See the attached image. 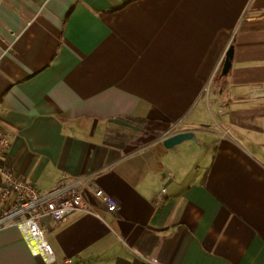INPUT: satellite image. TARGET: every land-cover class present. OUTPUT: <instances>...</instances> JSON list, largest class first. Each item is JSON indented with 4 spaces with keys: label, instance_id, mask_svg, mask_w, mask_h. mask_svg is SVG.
<instances>
[{
    "label": "crops",
    "instance_id": "0c3cea01",
    "mask_svg": "<svg viewBox=\"0 0 264 264\" xmlns=\"http://www.w3.org/2000/svg\"><path fill=\"white\" fill-rule=\"evenodd\" d=\"M0 124L38 188L120 203L43 216L53 262L1 225L0 264H264V0H0Z\"/></svg>",
    "mask_w": 264,
    "mask_h": 264
},
{
    "label": "built area",
    "instance_id": "2783aa9c",
    "mask_svg": "<svg viewBox=\"0 0 264 264\" xmlns=\"http://www.w3.org/2000/svg\"><path fill=\"white\" fill-rule=\"evenodd\" d=\"M9 145L10 135L0 124V226L18 225L32 250L47 262L55 260V253L45 236L43 216L49 215L56 223L75 212L87 211L100 216V211L87 199V192L93 193L109 210L118 209V198L105 192L94 174L63 173L54 185L38 188L6 162L5 153ZM163 191H159L157 196L161 197ZM152 260L157 262L156 258Z\"/></svg>",
    "mask_w": 264,
    "mask_h": 264
},
{
    "label": "water",
    "instance_id": "95a60500",
    "mask_svg": "<svg viewBox=\"0 0 264 264\" xmlns=\"http://www.w3.org/2000/svg\"><path fill=\"white\" fill-rule=\"evenodd\" d=\"M232 57H233V46L230 45L226 51L225 59L223 61V67H222V74L226 75L230 69V66L232 64ZM186 139H195L197 140L198 137L196 136V133L194 130H182V131H176L170 135H167L163 138V143L167 147H173L175 144H178Z\"/></svg>",
    "mask_w": 264,
    "mask_h": 264
},
{
    "label": "trees",
    "instance_id": "16d2710c",
    "mask_svg": "<svg viewBox=\"0 0 264 264\" xmlns=\"http://www.w3.org/2000/svg\"><path fill=\"white\" fill-rule=\"evenodd\" d=\"M217 76L219 77V76H221V74L219 73Z\"/></svg>",
    "mask_w": 264,
    "mask_h": 264
}]
</instances>
